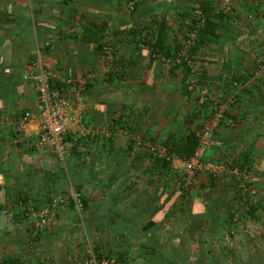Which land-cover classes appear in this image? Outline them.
I'll use <instances>...</instances> for the list:
<instances>
[{"label":"crops","instance_id":"crops-1","mask_svg":"<svg viewBox=\"0 0 264 264\" xmlns=\"http://www.w3.org/2000/svg\"><path fill=\"white\" fill-rule=\"evenodd\" d=\"M137 1L128 14L127 0H0V208L23 217L25 208L64 198L31 248V220L7 232L0 217L7 236L0 254L13 256L23 245L25 264H76L93 246L115 255L117 264H264V242L252 237L259 222L264 226V0L250 10L245 0H229L228 11L216 10L219 0H199L214 25L193 54L202 70L199 87L233 100L226 118L236 124L221 121L207 156L249 162L256 177L251 198L263 204L259 219L235 199L233 178L227 187L200 173L184 194L175 169L183 159L176 155L164 167L150 156L145 140L171 145L214 117V106L199 108L186 69L152 58L146 45H136L132 30L151 24L157 32L158 20L168 21L165 43L173 53L189 29L193 0ZM219 12L225 16L215 17ZM102 23L116 49L110 73L103 72L97 47ZM47 42L71 99L77 100L80 76L89 77L80 95L86 120L98 129L71 149L66 168L14 121L37 104L23 72ZM76 188L86 199L82 214L69 196ZM234 226L240 232L229 237ZM245 226L250 234L241 233ZM15 233L24 236L22 244L13 242Z\"/></svg>","mask_w":264,"mask_h":264},{"label":"built area","instance_id":"built-area-1","mask_svg":"<svg viewBox=\"0 0 264 264\" xmlns=\"http://www.w3.org/2000/svg\"><path fill=\"white\" fill-rule=\"evenodd\" d=\"M223 4L224 10L230 9L229 0H219ZM131 9L133 3L131 2ZM194 22L187 40L182 48L177 51L174 57H167L157 52H152L153 57L165 62L169 66L182 67L183 64L190 69L188 88L192 92H198L197 103L199 108L205 106L207 102L214 106V117L204 118L201 122V128L197 131L198 146L192 156L182 160V165L175 168L180 179L179 186L182 192L191 190L195 177L200 173H205L217 181L225 182L229 176L234 177L235 189L238 196L244 201L253 190V183L256 177L253 170H241L238 165L226 161H215L207 158L208 151L217 142L215 141V130L221 121L227 120L231 127L235 122L231 118H226V113L232 103V99H223L220 96H213L209 91L198 89L199 77L202 70L197 60L190 54L191 48L197 44L200 39V31L204 28L207 16L201 8L199 1L195 2L192 12ZM106 40L103 44V51L100 54L101 59L109 65L114 60L115 48L109 39V31L105 33ZM45 45H49L47 42ZM54 59L49 57L42 48L39 47L28 60L23 78L30 81L35 86L37 92V104L34 108L25 110L20 118L14 120L18 124L19 130L24 133H30L35 143L48 149L54 154L58 161L67 166L68 156L71 152V144L66 140L72 138L74 142L84 136L97 133V127L86 120L85 106L80 93L86 89L89 77L80 76L76 81L78 85V97L73 101L61 88L53 87V79H61L60 70L56 67ZM104 67V71L110 72V65ZM259 69H264V59L259 60ZM35 127L30 129V125ZM147 148L154 157L159 159L174 160L175 154H171L165 144L162 142L146 141ZM71 199L77 212L84 211V204L80 193L76 189L71 190ZM24 202H21V205ZM248 208V205H246ZM55 215V204L51 206L36 209L34 207L25 208L23 217L30 219V241L36 240L41 230L48 226ZM0 217L5 223L7 232H14L18 227L16 212L10 208H0ZM237 221V220H235ZM0 264H5L0 258ZM16 264V263H12ZM77 264H116L114 257H97L91 254L87 259L77 262Z\"/></svg>","mask_w":264,"mask_h":264},{"label":"trees","instance_id":"trees-1","mask_svg":"<svg viewBox=\"0 0 264 264\" xmlns=\"http://www.w3.org/2000/svg\"><path fill=\"white\" fill-rule=\"evenodd\" d=\"M199 2L201 3V8H202L203 12L207 16V21L205 23L204 28H202L201 31H200V39H199V41L190 50V54L191 55L195 53V50L198 47V45H200L202 43V41H204V37H206V34H208V32L212 30V27L214 25V21H213L212 16H210L208 13H206L207 10H206V7L204 6L203 1H199ZM138 4H139L138 1L134 0L133 10H136ZM193 7H194V5L192 6V12H193ZM217 15H214V16L215 17H219V16L224 17L225 13L219 12V14H217ZM158 22H159V24L157 25V27H158V31L157 32H153L152 31V25L151 24L144 25V28H141L140 30L132 29L133 33H135V35L137 36V38H135L136 45L137 46L138 45L139 46L140 45H146L148 47V49H149V54H150V56L152 58H153L152 52H157V53H159L161 55H165L167 57H174L175 54L177 53V51H179L182 48L183 45L180 44V46L178 48H176V50L172 53L169 50V48L166 45V43H165V40H166L165 39V33H166L168 21L158 20ZM193 22H194V18L192 19L191 26H193ZM97 27L99 29H101V32H103V34L100 36L102 38V40L100 39V41L98 43V46H97L98 47V53L101 54L102 51H103L104 41L106 40L105 33L107 31V26H106L105 23H102L101 25H99ZM142 29H144L145 31L143 32ZM110 41L112 42V44L114 46L113 40L110 39ZM49 47L50 46L49 45H45V43H42V45H41V48H42L43 52L45 51V53L49 49ZM114 48H115V46H114ZM114 52H116V49H115ZM173 67L177 68L179 66H173ZM182 67L184 69H186L187 75H189L190 74V69L188 68V66L183 64ZM52 86L61 88L63 91H65V88H66L65 84L62 81V78L61 79H53ZM85 87L87 88L88 85H86ZM200 128H201V124H199L197 126V128H195L193 130H190V131H187L184 135H182L181 137H179L178 139L173 141V143L171 145L168 144L165 141H159V140L147 139L145 141H152V142H158L159 141V142H162L163 144H165L167 146V148H168V150H169V152L171 154H175V155L181 157L182 159H187V158H189L190 156L193 155L195 149L198 146L199 138L197 136V131ZM96 136H94V137H96ZM90 137H91V135L84 136V137H82L81 139H79L76 142H74L72 140V138H70V137H67L66 140L68 141L69 144H71V147H72L71 149H74L76 146L79 145V143H81L82 140H85L86 138H90ZM108 140H110V138H108ZM150 156L153 158V160L155 162H157V163L161 162L164 167H168L171 164V162H172V160L159 159L157 157H154L151 152H150ZM236 164L239 166V168L241 170L247 169V168L248 169L251 168V165L247 161L239 162V163H236ZM211 180H212V183H213V182H216L217 179L211 177ZM226 185L228 187V184H226ZM233 186H234L233 189H235V185L234 184H233ZM76 190L80 193L81 200L83 201V204L85 205L86 204V199L84 198V196L81 193V191L79 190V188L78 189L76 188ZM235 191H236V189H235ZM183 193L185 194L187 192H183ZM235 195H236L235 199L238 202L243 203L246 215L250 216L252 218H258V215L256 213L258 212L259 208L263 207L262 202H260V201L256 202V201L252 200L251 193L249 194L247 199L244 200V201L241 199V196H238L237 191H236ZM246 205H248V208H246ZM230 219H231V217H230ZM224 228L226 229V227H224ZM97 254H98L99 258H101L102 256L103 257H114V256H112V254H109V253H106V254L97 253ZM114 258L116 259V262H117L118 259L116 257H114ZM14 261H15V259H13L11 257H8V256L4 257L5 264H12Z\"/></svg>","mask_w":264,"mask_h":264},{"label":"rangeland","instance_id":"rangeland-1","mask_svg":"<svg viewBox=\"0 0 264 264\" xmlns=\"http://www.w3.org/2000/svg\"><path fill=\"white\" fill-rule=\"evenodd\" d=\"M139 1H142V0H139ZM149 1V0H148ZM197 1H199V0H193L192 1V4H191V6H193L194 4H195V2H197ZM246 2H247V6H248V8H247V10L249 9L250 10V8H256L257 6L256 5H258V2H257V0H251V3L248 1V0H245ZM134 3V0H127V3H126V6L123 8L124 10H126L127 11V13L129 14H132L133 12H134V10L133 9H131V4L130 3ZM218 4H219V6L217 7V9L216 10H218V9H220V8H222V9H224V7H223V4H221V2L220 1H218ZM140 5H143V3L142 4H140ZM190 10H191V12H192V9L190 8ZM232 10V9H231ZM231 10H230V13H231ZM192 14V13H191ZM232 15V14H231ZM231 15H227V16H231ZM192 19H193V16H191V22H192ZM189 26V29L187 28V30L185 31L186 33H185V38H184V41H182L181 40V45H183V43L187 40V38H188V36H189V34H190V31H191V28H192V26H191V23H190V25H188ZM193 55V54H192ZM195 55V54H194ZM193 55V58L195 59V60H199L196 56H194ZM111 64V62L109 63V65ZM114 64V63H113ZM107 63L105 64V68H107ZM108 65V66H109ZM115 67H118V65L116 66L115 65ZM115 67H113V69H115ZM201 67V66H200ZM110 68V67H109ZM112 70V69H111ZM103 72H105L104 71V69H103ZM201 76V75H200ZM200 85H199V83H198V89H199V91L200 90H202L200 87H199ZM73 101H76L75 99H72ZM197 100V99H196ZM88 122H90V121H88ZM90 123H92V122H90ZM145 146L147 147V144H146V142H145ZM213 148V147H212ZM212 151H213V149H212ZM176 156V155H175ZM207 158H209L208 156H207ZM210 159V158H209ZM212 160V159H211ZM174 161V160H173ZM173 161L171 162V163H173ZM57 163V162H56ZM233 164V163H232ZM178 165H180V164H178ZM235 165V164H234ZM181 166V165H180ZM180 166H178V167H180ZM177 167V168H178ZM207 175V174H206ZM207 176H209V175H207ZM197 177V176H196ZM196 177H195V180H196ZM209 178H210V180H211V177L209 176ZM229 178H233V180H234V177L231 175V176H229L228 177V179H227V181L229 180ZM195 180H194V182H193V185H194V183H195ZM179 181H180V179H179V177H176V182L177 183H179ZM212 181V180H211ZM217 181V180H216ZM220 182V181H219ZM233 183V182H232ZM220 184L221 185H225V186H227L226 184H227V182L225 181V182H220ZM192 185V186H193ZM230 186V185H229ZM192 188V187H191ZM233 188H234V186H233ZM234 192L236 193V191H235V189H234ZM70 194H71V191L69 192V196H70ZM63 199V201H64V198H60V199H58V200H53L50 204H48V205H46V206H43V207H41V208H44V207H48V206H51L53 203L55 204V206H56V203H57V201H61ZM16 212V211H15ZM55 212H56V208H55ZM83 213V212H82ZM82 213H80V214H82ZM16 215H17V212H16ZM17 220H18V222H19V225H18V227L15 229V230H22L24 227H25V224H27L28 223V225L30 226V223L28 222V220H26L24 217H21V216H18L17 215ZM262 221V220H261ZM260 223V225L258 226V228H256V235H254L253 233H252V237L253 238H256L258 241H261V242H264V226H263V221L262 222H259ZM0 224H1V222H0ZM4 224V223H3ZM3 225L1 224V226H0V242H2V243H7L6 242V238H7V236H5V234L4 235H2V232H3V227H2ZM236 227L237 226H234V228H233V231L231 230V231H229V232H227L228 234H229V237H233V235H236V233H237V231H239V230H237L236 229ZM223 229V228H222ZM225 229V228H224ZM241 233H243V234H250L251 232H250V228L249 227H247V226H245L243 229H241ZM240 232V231H239ZM250 232V233H249ZM18 233H24V232H18ZM18 233H15V234H13L14 235V239H12L13 240V242H15L16 241V243H20V244H22L23 243V238H24V236L23 237H21V238H18ZM29 234H30V231H29ZM19 240H21L22 241V243L19 241ZM26 242L28 243V247L29 248H31V245H33L31 242H30V240H29V242H28V237H27V239H26ZM30 243V244H29ZM256 245H258V244H256ZM262 247L264 246L263 244H260ZM9 245L8 244H6L4 247L6 248V247H8ZM98 252L96 251V250H94V248H93V246H90L89 248H88V251H86V253L82 256V257H80V258H78L77 260H78V262L79 261H83V260H85V259H87L91 254H94V255H96L97 257H98V254H97ZM23 254H24V248H23V245H22V249H21V251H17L16 249L14 250V253H13V256H10V255H8L7 253H5V254H0V258H2L3 260H4V257H6V256H10L11 258H13V259H15V261L13 262V263H16V264H25L26 262H25V260H24V258H22L23 257ZM103 254H105V253H103ZM112 256H114L115 257V255H112ZM103 257V256H102ZM76 260V261H77ZM76 261L74 262V263H76ZM50 264H57L56 262H50ZM77 264V263H76ZM117 264V263H116Z\"/></svg>","mask_w":264,"mask_h":264}]
</instances>
